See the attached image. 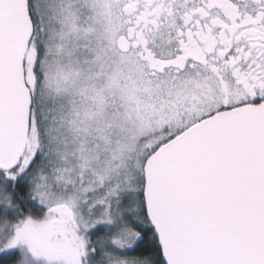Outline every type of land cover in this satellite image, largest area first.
<instances>
[{"label": "snow or ice", "instance_id": "6c2138e0", "mask_svg": "<svg viewBox=\"0 0 264 264\" xmlns=\"http://www.w3.org/2000/svg\"><path fill=\"white\" fill-rule=\"evenodd\" d=\"M0 264H264V0H0Z\"/></svg>", "mask_w": 264, "mask_h": 264}]
</instances>
